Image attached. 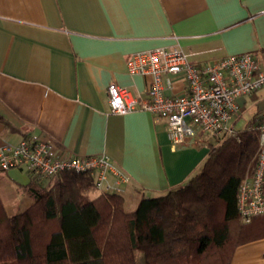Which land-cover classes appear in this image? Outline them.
Wrapping results in <instances>:
<instances>
[{
	"label": "crops",
	"instance_id": "crops-1",
	"mask_svg": "<svg viewBox=\"0 0 264 264\" xmlns=\"http://www.w3.org/2000/svg\"><path fill=\"white\" fill-rule=\"evenodd\" d=\"M174 45L199 65L251 52L264 71V0H0V146L32 132L75 154L104 153L131 178L125 203L136 204L135 191L155 196L184 185L209 149L174 148L164 119L146 110L111 113L108 105L111 82L148 95L153 77L129 71L133 53ZM185 90L176 76L166 92ZM239 103L236 128L251 117L237 130L264 110V88ZM15 171L25 170H0V181L5 174L26 194L21 208L4 203L11 215L34 202L20 188L29 173L26 180ZM230 264H264V234L238 245Z\"/></svg>",
	"mask_w": 264,
	"mask_h": 264
},
{
	"label": "trees",
	"instance_id": "trees-1",
	"mask_svg": "<svg viewBox=\"0 0 264 264\" xmlns=\"http://www.w3.org/2000/svg\"><path fill=\"white\" fill-rule=\"evenodd\" d=\"M258 147L256 130H238L184 185L142 196L133 211L123 196H91L87 175L29 174L20 185L34 197L27 209L9 214L0 195V264H138L137 251L146 264H230L238 245L264 234V213L246 223L238 210Z\"/></svg>",
	"mask_w": 264,
	"mask_h": 264
},
{
	"label": "built area",
	"instance_id": "built-area-1",
	"mask_svg": "<svg viewBox=\"0 0 264 264\" xmlns=\"http://www.w3.org/2000/svg\"><path fill=\"white\" fill-rule=\"evenodd\" d=\"M131 72L151 74L153 79L144 98L133 95L115 82L108 85L109 112L125 114L146 110L155 119H164L172 147L217 145L236 136L234 120L241 111L239 98L264 88V71L251 52L230 54L199 65L181 47L161 46L132 54ZM165 76V81H164ZM179 76L186 83L183 93H167ZM249 128L258 133L255 165L238 188V210L243 222L264 213V110ZM22 169L40 180L70 172L90 177L92 187L105 195L125 193L130 176L110 158L79 155L55 141L32 132L0 146V170Z\"/></svg>",
	"mask_w": 264,
	"mask_h": 264
},
{
	"label": "rangeland",
	"instance_id": "rangeland-1",
	"mask_svg": "<svg viewBox=\"0 0 264 264\" xmlns=\"http://www.w3.org/2000/svg\"><path fill=\"white\" fill-rule=\"evenodd\" d=\"M251 117V114L250 113H246L243 118L238 122L237 124V128H241L243 127L245 124H247L249 122V118ZM205 147L207 149H209V146L208 145H205ZM13 176H16V177H19L17 175H20L22 176V178L24 179H28V173L26 171H23V173H20L18 171H15L14 173L11 172ZM16 174V175H14ZM4 178H2V180L0 181V195H1V198L3 199V202L9 206V204L11 202H9L10 200L19 203V207L21 206L22 207V203L24 201V196H26L25 192H21L20 193L18 192L17 193V189H16V185L12 182V180L7 176V175H3ZM54 179L52 178L51 181H53ZM92 193H95L96 190L95 189H92L91 190ZM137 196L138 197L137 201H136V204L134 202V204H131V203H125L124 202V209L126 210H129V209H134L137 207L140 199L142 198V195L143 193L139 192V191H135ZM133 203V202H132ZM20 207V208H21ZM23 209V208H22ZM8 210L10 211V213H15L17 210L16 209H12V208H8ZM19 211V210H18ZM136 256H137V261H138V264H145V256H144V252L143 251H137L136 252Z\"/></svg>",
	"mask_w": 264,
	"mask_h": 264
}]
</instances>
